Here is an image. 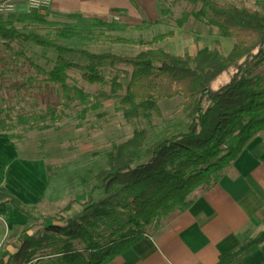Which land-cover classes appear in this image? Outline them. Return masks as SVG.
<instances>
[{"label":"trees","instance_id":"1","mask_svg":"<svg viewBox=\"0 0 264 264\" xmlns=\"http://www.w3.org/2000/svg\"><path fill=\"white\" fill-rule=\"evenodd\" d=\"M178 1L191 7L179 25L182 27L193 17L218 29L225 38L235 41L229 54L221 51L219 42L186 57L151 48L173 39L175 33L169 32L150 41L112 40V44L149 48L133 56L82 52L89 64L80 66L63 56L76 51L16 25L27 21L41 27L57 26L48 21L49 10L45 14L26 11V16L16 21L10 14L0 15V42L5 48L10 49L16 42H33L57 50L53 70L37 69L47 81L60 85L64 99L39 115H29L28 110L21 109L16 122L1 112L0 134L11 133L16 126L32 131L42 124L67 119L76 101L85 107L78 116L85 120L101 105L82 88L69 85V72L79 71L89 84H104L101 69L105 66L130 70L129 85L118 107L127 122L162 118L159 101L177 97L183 98L181 114L188 121L185 132L152 144L146 150L148 161L137 166L131 153L145 146L149 131L141 129L128 141L114 144L106 156V168L96 176L97 185L92 189L103 190L107 198L99 203L88 200L80 217L40 221L36 207L26 211L16 197L2 190L0 208L14 206L28 216L32 225L20 237L7 242L0 264H110L140 242L148 228L163 216L191 207L199 190L218 185L249 144L264 134V13L244 4ZM94 27L118 31L114 21L95 20ZM231 71L234 73L230 81L215 90L214 83ZM123 90L119 78L114 77L111 92L104 97H115ZM9 139L21 138L9 135ZM75 203L70 201L64 211H70ZM40 225L45 227V233L31 236V231ZM263 246L264 229L243 242L236 252L222 256L219 264H235ZM8 247H13L14 253Z\"/></svg>","mask_w":264,"mask_h":264},{"label":"rangeland","instance_id":"2","mask_svg":"<svg viewBox=\"0 0 264 264\" xmlns=\"http://www.w3.org/2000/svg\"><path fill=\"white\" fill-rule=\"evenodd\" d=\"M138 9L130 12L111 15L105 21H114L118 25V31L106 32L94 27L95 21L91 18H53L47 15L48 21L56 23L54 27H41L25 21L17 23V27L25 32H34L43 37L56 41L61 47L76 51V53L63 54L70 62L80 66L89 64V60L81 54L89 52L94 54L112 53L117 55H136L149 47L128 46L112 44L111 41L124 38L127 40L150 41L158 34L174 32L175 37L161 44L152 46L154 49H163L179 57L194 55L206 47H214L216 42L221 44V51L227 55L234 47L235 41L225 38L218 29L205 23L196 21L193 17L182 27L178 21L184 12L190 10V5L178 0H136ZM219 3L244 4L249 8L264 13V0H215ZM27 11V9H26ZM19 11L10 14L11 19L26 16V12ZM163 11L165 13H163ZM26 12V13H24ZM64 34V36H61ZM58 52L53 48H43L33 42H16L10 49L0 42V113L8 114L16 122L21 114V109L28 110V114H41L54 105L64 102L60 85L52 84L40 73L37 67L45 70H53L56 66ZM105 77L104 84H89L82 78L79 71L69 72V85L74 84L82 88L86 93L97 99L101 108L90 111L85 120L78 116L82 114L84 106L77 101L69 109L70 117L55 123L42 124L38 129L29 131L23 126H16L9 134H0L9 138L13 135L21 138L25 146L26 154L39 157L45 163L47 177H42V170L35 167L21 173L19 166H11L9 184L13 187L0 186V192L6 190L16 197L22 207L27 211L33 207L37 209L39 220L51 223L60 218H69L70 212L64 211L70 200H80L85 203L93 200L99 203L107 198L103 190L92 191L97 185L96 176L106 168V156L114 144H120L131 139L135 132L145 129L150 132V139L142 149L133 151L131 155L136 160V166L148 161L146 150L154 143L185 132L188 128L187 119L181 114L183 98L161 99L159 101L163 112L162 118L148 117L127 122L122 112L119 111V103L125 95L129 85L130 70L125 67L102 69ZM234 72L225 73L214 83L213 88L219 89L230 81ZM264 75V68L261 70ZM114 77H118L125 90L115 97L105 98L111 92V84ZM264 137L261 134L259 138ZM6 154L0 151V157ZM13 173V174H12ZM7 177L6 174H4ZM20 179V181H17ZM8 184V185H9ZM49 191L43 200H56L61 202L57 207L40 210L41 206L27 202L37 199L43 191ZM9 185V186H10ZM42 196V195H41ZM60 200V201H58ZM3 201L0 198V202ZM57 203V204H58ZM82 204V207H84ZM76 204V203H75ZM76 207V206H75ZM17 213L28 216L12 207ZM73 214L77 213L71 208ZM20 219V223L24 222ZM51 221V222H50ZM32 225L30 221L24 229L18 230L17 237ZM149 230V228H148ZM147 230V232H148ZM44 234L45 227L38 226L30 235ZM5 244L0 242V254L4 253ZM11 254L14 249H11ZM48 261L46 262V264Z\"/></svg>","mask_w":264,"mask_h":264},{"label":"crops","instance_id":"3","mask_svg":"<svg viewBox=\"0 0 264 264\" xmlns=\"http://www.w3.org/2000/svg\"><path fill=\"white\" fill-rule=\"evenodd\" d=\"M138 7L136 0H52L47 14L53 18H91L95 21L136 11ZM26 9V0H19V11ZM0 151L6 154L0 157L1 187L15 190L20 187L9 184L7 174H11V166H19L23 174L39 167L42 177H47L43 160L27 155L20 140L12 141L0 135ZM48 191L49 185L42 192L44 195L27 202L40 205V210L59 206L61 202L56 200H43ZM70 201H76L72 208L77 213L68 211L72 214L69 218L80 217L85 202ZM12 207L0 208V242L5 246L11 238H17L18 230L22 231L30 223ZM20 219L24 222L20 223ZM263 229L264 137H257L218 185L210 190H199L191 207L178 208L163 216L140 242L110 264H219L222 256L236 252L243 242ZM11 249L14 248H7ZM235 264H264V246Z\"/></svg>","mask_w":264,"mask_h":264},{"label":"built area","instance_id":"4","mask_svg":"<svg viewBox=\"0 0 264 264\" xmlns=\"http://www.w3.org/2000/svg\"><path fill=\"white\" fill-rule=\"evenodd\" d=\"M27 11L45 14L52 5V0H26ZM19 7V0H0V15L12 14Z\"/></svg>","mask_w":264,"mask_h":264}]
</instances>
